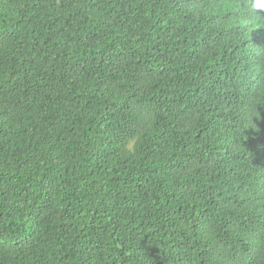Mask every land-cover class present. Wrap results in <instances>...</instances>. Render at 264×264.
<instances>
[{
    "label": "trees",
    "instance_id": "trees-1",
    "mask_svg": "<svg viewBox=\"0 0 264 264\" xmlns=\"http://www.w3.org/2000/svg\"><path fill=\"white\" fill-rule=\"evenodd\" d=\"M0 264H264V3L0 0Z\"/></svg>",
    "mask_w": 264,
    "mask_h": 264
},
{
    "label": "snow or ice",
    "instance_id": "snow-or-ice-1",
    "mask_svg": "<svg viewBox=\"0 0 264 264\" xmlns=\"http://www.w3.org/2000/svg\"><path fill=\"white\" fill-rule=\"evenodd\" d=\"M260 3H264V0H260Z\"/></svg>",
    "mask_w": 264,
    "mask_h": 264
}]
</instances>
